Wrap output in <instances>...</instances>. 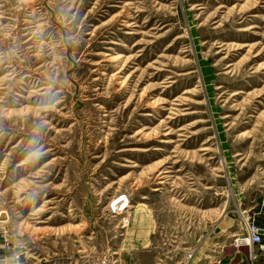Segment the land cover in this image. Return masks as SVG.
I'll list each match as a JSON object with an SVG mask.
<instances>
[{
    "label": "rangeland",
    "instance_id": "rangeland-1",
    "mask_svg": "<svg viewBox=\"0 0 264 264\" xmlns=\"http://www.w3.org/2000/svg\"><path fill=\"white\" fill-rule=\"evenodd\" d=\"M2 213L0 264H119L147 216L137 264L250 249L264 0H0Z\"/></svg>",
    "mask_w": 264,
    "mask_h": 264
},
{
    "label": "crops",
    "instance_id": "crops-1",
    "mask_svg": "<svg viewBox=\"0 0 264 264\" xmlns=\"http://www.w3.org/2000/svg\"><path fill=\"white\" fill-rule=\"evenodd\" d=\"M148 217V216H147ZM145 218V230L142 233H138V228L137 226H135V222H134V226L132 228H130V235L128 236V248L127 249H123L122 250V254L119 255V264H137L139 261V257L138 254L141 253L142 255H150V256H154V250L151 246L152 243V236H153V227L151 225V220H147L148 218ZM149 223V224H148ZM262 226V225H261ZM263 227V226H262ZM140 239H143V244L139 245L138 241H140ZM150 240V241H149ZM148 241L150 242L149 245H147ZM205 244H207V246H209L211 243L209 241V238L206 239ZM249 250H240L237 249V251L234 253V255L231 256V254L227 253H223V257H220V261L219 264H247V262H245L246 258L245 256H249ZM253 251L258 253V249L256 246L253 247ZM192 253V257L190 259L187 258V254ZM197 251L193 250V248L188 249V252L185 255V260L183 264H196L198 260V254ZM209 256V255H208ZM210 259V257L208 258ZM205 262V264H207L208 262ZM169 260L171 261V258L169 257ZM239 262V263H238ZM171 262H169L168 260H164V264H169ZM173 263V262H172ZM210 263V262H209ZM155 264V262L153 263ZM251 264H264V253L258 254L256 256V258L253 260V262Z\"/></svg>",
    "mask_w": 264,
    "mask_h": 264
},
{
    "label": "built area",
    "instance_id": "built-area-1",
    "mask_svg": "<svg viewBox=\"0 0 264 264\" xmlns=\"http://www.w3.org/2000/svg\"><path fill=\"white\" fill-rule=\"evenodd\" d=\"M246 237L241 238V242L238 240L235 241L236 246L247 245L252 249V256L255 257V252H253V247L256 246L258 248V252H264V229L259 227L252 221V218H248L244 221ZM192 257V253L187 254V258L190 259Z\"/></svg>",
    "mask_w": 264,
    "mask_h": 264
},
{
    "label": "bare ground",
    "instance_id": "bare-ground-1",
    "mask_svg": "<svg viewBox=\"0 0 264 264\" xmlns=\"http://www.w3.org/2000/svg\"><path fill=\"white\" fill-rule=\"evenodd\" d=\"M119 57V56H118ZM124 197V196H123ZM114 206V205H113ZM121 206V207H120ZM131 207V205H130V203H129V201L127 200V199H124V200H120V202H116L115 203V212H118V210H120L121 209V211L120 212H122V211H125V209H129ZM7 216V215H6ZM243 229H245V224H243ZM238 237V236H237ZM239 238V237H238ZM241 238H239V239H237L238 240V242L240 243L241 242V240H240Z\"/></svg>",
    "mask_w": 264,
    "mask_h": 264
},
{
    "label": "water",
    "instance_id": "water-1",
    "mask_svg": "<svg viewBox=\"0 0 264 264\" xmlns=\"http://www.w3.org/2000/svg\"><path fill=\"white\" fill-rule=\"evenodd\" d=\"M6 219V215L4 214V213H2L1 215H0V220L2 221V220H5Z\"/></svg>",
    "mask_w": 264,
    "mask_h": 264
}]
</instances>
